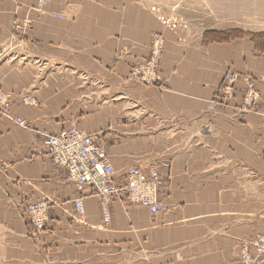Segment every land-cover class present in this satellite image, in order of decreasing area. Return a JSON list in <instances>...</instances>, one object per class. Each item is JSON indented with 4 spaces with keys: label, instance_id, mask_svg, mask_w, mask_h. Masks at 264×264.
<instances>
[{
    "label": "crops",
    "instance_id": "crops-1",
    "mask_svg": "<svg viewBox=\"0 0 264 264\" xmlns=\"http://www.w3.org/2000/svg\"><path fill=\"white\" fill-rule=\"evenodd\" d=\"M36 4L0 0V88L13 101L0 111V227L11 261L241 264L242 245L264 235V43L175 34L146 0L47 7L64 18L29 12ZM27 16L34 24L24 35L14 25ZM156 34L166 39L159 81L128 80ZM232 73L239 78L224 102ZM72 123L101 135L118 182L132 167L157 169L168 212L115 200L106 219L101 200L47 155L48 137ZM32 204L48 205L37 234L25 217Z\"/></svg>",
    "mask_w": 264,
    "mask_h": 264
},
{
    "label": "built area",
    "instance_id": "built-area-1",
    "mask_svg": "<svg viewBox=\"0 0 264 264\" xmlns=\"http://www.w3.org/2000/svg\"><path fill=\"white\" fill-rule=\"evenodd\" d=\"M44 0H40L42 3ZM29 25L31 24L28 21ZM16 27V31L27 35L29 30ZM27 30V31H25ZM238 79L235 73L229 74L222 87L223 101L232 97L233 85ZM264 83V77L260 79ZM249 83L248 98L254 97V81ZM25 104L34 105L35 101L26 97ZM12 107V98L0 88V111L8 112ZM21 127L25 121L17 119ZM47 155L54 164L68 172L80 190L90 189L91 195L101 200L106 219H110L109 207L115 200H123L133 206L146 208L152 215L168 212V207L160 201V187L164 181L157 169L145 170L132 167L122 182L115 179V171L111 158L101 140L100 134H91L72 123L57 135L48 137ZM264 160V157H263ZM47 204L28 206L26 218L35 229L36 234L44 230L48 221ZM79 217L84 215L83 200L76 201ZM253 252V254H252ZM241 264H264V235L257 236L253 241L242 245Z\"/></svg>",
    "mask_w": 264,
    "mask_h": 264
},
{
    "label": "rangeland",
    "instance_id": "rangeland-1",
    "mask_svg": "<svg viewBox=\"0 0 264 264\" xmlns=\"http://www.w3.org/2000/svg\"><path fill=\"white\" fill-rule=\"evenodd\" d=\"M54 1L44 0L41 3L37 0L36 6L29 12L46 14L47 7ZM146 3L159 21L175 34L205 33L211 42L249 38L256 43H264V0H146ZM47 14L54 18H64L52 12ZM33 24L34 20L30 16L18 18L14 30L18 27L22 29L21 32L24 29L31 31ZM180 40L183 41L182 38ZM165 44L166 39L162 35H153L149 56L131 65L128 80L147 87L155 85L160 79ZM260 156L263 160L264 149ZM8 255L5 230L0 227V264H17Z\"/></svg>",
    "mask_w": 264,
    "mask_h": 264
},
{
    "label": "bare ground",
    "instance_id": "bare-ground-1",
    "mask_svg": "<svg viewBox=\"0 0 264 264\" xmlns=\"http://www.w3.org/2000/svg\"><path fill=\"white\" fill-rule=\"evenodd\" d=\"M24 98H26V97H23V98L21 99V102H22L23 104H25V103L23 102V99H24ZM30 98H31V97H30ZM32 99H33V98H32ZM33 100H34V99H33ZM34 101H35V104H36V100H34ZM12 102H13V101H12ZM35 104H34V105H35ZM25 105L33 106V105H31V104H25Z\"/></svg>",
    "mask_w": 264,
    "mask_h": 264
}]
</instances>
